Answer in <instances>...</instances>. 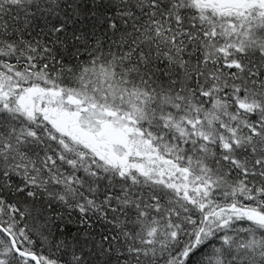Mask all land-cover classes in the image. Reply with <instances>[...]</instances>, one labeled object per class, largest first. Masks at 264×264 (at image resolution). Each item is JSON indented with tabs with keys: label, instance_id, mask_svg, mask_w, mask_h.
Wrapping results in <instances>:
<instances>
[{
	"label": "snow or ice",
	"instance_id": "obj_1",
	"mask_svg": "<svg viewBox=\"0 0 264 264\" xmlns=\"http://www.w3.org/2000/svg\"><path fill=\"white\" fill-rule=\"evenodd\" d=\"M0 264H264V0H0Z\"/></svg>",
	"mask_w": 264,
	"mask_h": 264
}]
</instances>
